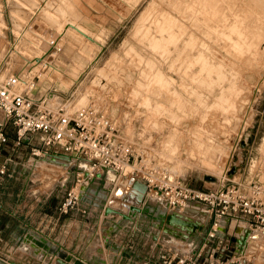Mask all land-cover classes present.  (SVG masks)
<instances>
[{
  "label": "rangeland",
  "instance_id": "rangeland-1",
  "mask_svg": "<svg viewBox=\"0 0 264 264\" xmlns=\"http://www.w3.org/2000/svg\"><path fill=\"white\" fill-rule=\"evenodd\" d=\"M162 1H0V63H5L6 73L31 72L29 75L35 78V96H45L49 107L64 104L74 110L88 104L98 106L116 120L132 143L136 165L122 173L110 198L106 195L104 199H97L100 208L106 204L108 208H122L117 200L132 205L141 200L140 191L126 194L120 189L127 191V176L134 169L139 170L140 165L165 170L200 191L218 187L223 174L228 171L229 175L233 166L237 168L235 174L227 175L224 183L245 186L249 182L264 183V0ZM213 1L217 2V7L213 6ZM171 3L174 7L178 5L182 13L176 8L175 11ZM218 5L221 6L218 8ZM185 8L189 9L184 14ZM216 12L223 19L225 15V21ZM85 13L90 17L83 16ZM144 17L148 20L142 23ZM163 18L168 21L166 24L173 19L179 26L172 27L174 24L170 22L172 29L168 31ZM231 22L239 25L234 28ZM70 23L85 32L89 39L69 27ZM230 25L234 30L226 28ZM154 27L156 30L159 27L156 34ZM198 28L201 33L197 32ZM182 29L188 30L182 35ZM219 29H223V33ZM230 31L240 35L230 34ZM170 40L176 46L168 45ZM38 58L43 61L40 66L35 62ZM158 74L163 75L161 80ZM50 95L54 97L48 99ZM62 163L66 164L64 160ZM64 164L59 167L39 165L31 177L32 191L46 195L54 188L56 201L61 204L75 181V174L72 177L68 170L70 165ZM103 185L104 178L96 186L91 183L87 186L99 196ZM203 215V210L171 213L165 222L175 221L181 226L179 233L196 239L198 236L193 233L203 226ZM211 225L212 221L205 223L202 231H207ZM218 240H214L215 243ZM222 240H228L229 245L222 257H230L235 251L234 238L225 236ZM174 244L180 251L188 249L181 243ZM249 258L261 263L263 256L258 260Z\"/></svg>",
  "mask_w": 264,
  "mask_h": 264
},
{
  "label": "crops",
  "instance_id": "crops-1",
  "mask_svg": "<svg viewBox=\"0 0 264 264\" xmlns=\"http://www.w3.org/2000/svg\"><path fill=\"white\" fill-rule=\"evenodd\" d=\"M83 16L88 18L90 14L85 13ZM42 96L40 94L37 98ZM6 123V118L0 111V124L6 126L9 137L8 144L3 146L0 154V168L4 167L6 171L5 175L0 176V259L3 261L11 264H163L159 257L167 250L189 254L202 243L203 236L209 230L204 232L202 227L211 219L206 208L198 203L189 204L184 210L177 211L169 209L163 198L146 195L144 207L149 208L147 213L137 214L133 218L129 210L123 208L121 201L117 200L122 208H110L122 212L123 216L103 214L107 204L100 208L97 199H102L103 195L110 198L118 181V175L108 170L102 171L87 183L96 186L104 178L101 191L103 195L98 196L90 187L82 194V199L74 210L68 214H60V203L56 201L57 197L52 191L54 188L46 195L40 191H32L34 184L31 177L39 165L59 167L64 164L63 160L66 162L64 165H70L68 170L74 177L78 165L62 158L30 156V146L27 143L18 147L13 144L15 129ZM120 189L126 194L136 193L129 184L126 192L124 188ZM197 210H203L204 215L201 221L203 226L193 233L198 236L196 239L179 233L181 226L175 221L160 223V212H164L168 218L171 213ZM223 230L226 237L234 238V257L255 254L254 235L244 221L225 220L220 231ZM33 238L43 241L49 248L60 250L67 258L60 260L58 256L50 255L34 244ZM174 243H181L188 249L180 251ZM222 243L226 245L228 240ZM210 244L208 250L214 249L216 243ZM217 253V257H222L225 251L219 249ZM106 257H109V262ZM261 261L264 264V255Z\"/></svg>",
  "mask_w": 264,
  "mask_h": 264
},
{
  "label": "built area",
  "instance_id": "built-area-1",
  "mask_svg": "<svg viewBox=\"0 0 264 264\" xmlns=\"http://www.w3.org/2000/svg\"><path fill=\"white\" fill-rule=\"evenodd\" d=\"M6 72L5 63L1 62L0 111L6 118V125L15 129L13 144L18 147L27 143L30 154L36 158L65 156L68 163L78 165L74 171V186L58 207L60 214L74 210L85 192L87 183L79 172L81 164L87 168L88 180L104 170L115 172L119 178L128 167L136 165L132 143L126 139L116 120L98 106L88 104L74 110L67 109L64 104L49 107L45 96H35V78L29 75L31 72ZM8 141L6 126L0 124V154ZM138 169L129 173L127 185H132L135 179L143 182L147 187L145 200L146 195L163 198L169 209L177 211L198 203L206 208L212 221L195 251L179 254L168 250L160 257L163 264H261L249 257L258 260L264 255V183L226 184L227 171L218 187L200 191L188 187L165 170L142 165ZM5 174V168L1 167L0 176ZM220 219L244 221L254 235L255 254L217 257L219 249L225 252L229 249L228 244L222 243L225 230L219 229ZM217 238L214 249L208 250V244Z\"/></svg>",
  "mask_w": 264,
  "mask_h": 264
},
{
  "label": "bare ground",
  "instance_id": "bare-ground-1",
  "mask_svg": "<svg viewBox=\"0 0 264 264\" xmlns=\"http://www.w3.org/2000/svg\"><path fill=\"white\" fill-rule=\"evenodd\" d=\"M159 1H162V0H159ZM175 1H176V0H175ZM188 1H190V0H188ZM191 1H192V0H191ZM199 1H200V0H199ZM208 1H209V0H208ZM215 1H217V0H215ZM218 1H219V0H218ZM227 1H228V0H227ZM227 1H226V2H227ZM243 1H244V0H243ZM243 1H242V2H243ZM252 1H253V0H252ZM259 1H260V0H259ZM261 1H263V0H261ZM261 1H260V2H261ZM162 2H163V1H162ZM168 2H169V1H168ZM173 2H174V1H173ZM179 2H180V1H179ZM195 2H197V1H195ZM195 2H194V3H195ZM213 2H214V1H213ZM224 2H225V1H224ZM228 2H230V1H228ZM233 2H234V0H233ZM238 2H239V1H238ZM247 2H248V1H246V3H247ZM250 2H251V0H250ZM160 3H161V2H160ZM177 3H178V2H177ZM177 3H176V4H177ZM187 3H188V2H187ZM187 3H186V4H187ZM190 3H191V2H190ZM200 3H201V1H200ZM200 3H199V4H200ZM207 3H208V2H207ZM214 3H215V2H214ZM219 3H222V2H219ZM219 3H218V4H219ZM171 4H172V3H171ZM181 4H182V3H181ZM181 4H180V5H181ZM191 4H192V3H191ZM205 4H206V2H205ZM209 4H210V3H209ZM209 4H208V5H209ZM212 4H213V3H212ZM215 4H216V5H215ZM215 4H214L213 6H216V7H217V2H216ZM229 4H230V3H229ZM229 4L227 5L228 7L230 6ZM238 4H240V3H238ZM238 4L236 3V5H238ZM247 4H248V6H249V2H248ZM247 4H246V5H247ZM261 4H262V3H261ZM163 5H164V4H163ZM165 5H166V4H165ZM173 5H174V4H172V6H173ZM187 5H188V4H187ZM189 5H190V4H189ZM196 5H198V3H197ZM221 5H222V4H221ZM221 5H218V8H219V6H221ZM232 5H233V4H232ZM232 5H231V6H232ZM234 5H235V4H234ZM151 6H152V5H151ZM168 6H169V5H168ZM168 6H167V8H168ZM177 6H178V5H176V7L173 6V7H174V10H175V8L177 9ZM198 6H200V5H198ZM198 6H197V8H198ZM242 6H243V5H242ZM154 7H156V6H154ZM158 7H159V10H161V9H160L161 6H158ZM178 7H179V6H178ZM181 7H182V6H181ZM184 7H185V6H183L182 8H184ZM191 7H193V6H191ZM195 7H196V6H195ZM202 7H203V6H202ZM204 7H205V6H204ZM225 7H226V6H225ZM228 7H227V8H228ZM234 7H235V6H234ZM151 8H153V7H151ZM151 8H150V10H151ZM162 8H163V7H162ZM164 8H165V7H164ZM199 8H200V7H199ZM199 8H198V9H199ZM208 8L210 9V7H208ZM212 8H214V7H212ZM218 8H217V9H218ZM232 8H233V6H232ZM236 8H237V7H236ZM241 8H242V7H241ZM244 8H245V7H244ZM244 8H243V9H244ZM156 9H157V8H156ZM169 9H170V8H169ZM188 9H189V8H188ZM188 9H187V10H188ZM223 9H224V8H223ZM229 9H230V7H229ZM239 9H240V8H239ZM243 9H242V10H243ZM248 9H249V8H248ZM153 10H154V8H153ZM153 10H152V11H153ZM171 10H172V9H171ZM178 10H179V11H178ZM182 10H183V9H182ZM187 10H186V8H185V12L183 11V13L185 14V13L187 12ZM195 10H196V9H195ZM195 10H194V11H195ZM200 10H201V9H200ZM204 10H205V9H204ZM221 10H222V9H221ZM221 10H219V11H221ZM225 10H226V9H225ZM230 10H231V9H230ZM161 11H162V10H161ZM175 11H176V10H175ZM190 11H191V10H190ZM206 11H207V10H206ZM210 11H212L211 13H213V10H210ZM227 11H228V10H227ZM234 11H235V10H234ZM238 11H239V10H238ZM240 11H241V10H240ZM163 12H165V11H163ZM172 12H173V11H172ZM177 12H181L180 9H177ZM188 12H189V11H188ZM191 12H193V11H191ZM195 12H196V14H197L198 11H195ZM202 12H203V11H202ZM202 12H201V13H202ZM228 12H230V11H228ZM228 12H227V13H228ZM232 12H233V11H232ZM244 12H245V11H244ZM149 13H150V12H149ZM149 13H148V14H149ZM151 13H152V12H151ZM154 13H155V15H156L158 12H157V13L154 12ZM154 13H153V14H154ZM161 13H162V12H160L159 14L161 15ZM169 13H170V12H169ZM181 13H182V12H181ZM181 13H179V14L181 15ZM199 13H200V12H199ZM203 13H205V12H203ZM208 13H209V12H208ZM214 13H215V12H214ZM222 13L224 14V11H223ZM222 13H221V15L223 16ZM225 13H226V12H225ZM234 13H235V12H234ZM166 14H167V13H166ZM166 14H165V15H166ZM177 14H178V13H176V16H177ZM184 14H182V15H184ZM209 14H210V13H209ZM216 14H217V12H216ZM216 14H215V16H216ZM218 14H219V13H218ZM218 14H217V15H218ZM146 15H147V14H146ZM165 15H164V16H165ZM169 15H170V14H169ZM188 15H191V14H188ZM200 15H201V14H200ZM200 15H199V17L202 18V16H200ZM202 15H204V14H202ZM205 15H206V14H205ZM211 15H213V14H211ZM227 15H228V14H226V16H227ZM232 15H233V14H232ZM232 15H231V16H232ZM237 15L239 16L240 13L237 14ZM237 15H236V16H237ZM144 16H145V15H144ZM152 16H153V15H152ZM166 16H167V15H166ZM178 16H179V15H178ZM196 16H197V15H196ZM207 16H208V15H207ZM231 16H230L229 18H231ZM242 16H243V15H242ZM147 17H148V15H147ZM147 17H144L145 21L142 22V23H145V22H146ZM154 17H155V16H154ZM170 17H171V16H170ZM192 17H193V16H192ZM194 17H195V15H194ZM197 17H198V16H197ZM218 17H219V15H218ZM227 17H228V16H227ZM232 17H233V16H232ZM148 18H149V17H148ZM152 18H153V17H152ZM165 18H169V17H165ZM174 18H175V17H174ZM178 18H179V17H178ZM178 18H177V19H178ZM180 18H181V17H180ZM184 18H185V17H184ZM186 18H189V17H186ZM195 18H196V17H195ZM211 18H212V17H211ZM216 18H217V16H216ZM216 18H215V19H216ZM219 18L223 19L222 17H219ZM229 18H228V19H229ZM235 18H236V17H235ZM150 19H151V18H150ZM153 19H155V18H153ZM163 19H164V18H163ZM196 19H197V18H196ZM196 19H195V21H196ZM203 19H204V18H203ZM225 19H226V17H225V15H224V19H223V20L225 21ZM228 19H227L226 21H228ZM233 19H234V18H233ZM239 19H240V18H239ZM241 19H242V18H241ZM147 20H148V19H147ZM156 20H157V19H156ZM160 20H161V19H160ZM167 20H168V19H167ZM169 20H170V19H169ZM172 20H173V19H172ZM172 20H170V22H172ZM181 20H182V19H181ZM191 20H192V19H191ZM198 20H199V19H198ZM210 20H211V19H210ZM218 20H219V19H218ZM218 20H217V21H218ZM223 20H221V21H223ZM231 20H232V19H231ZM236 20H238V18H236ZM162 21H163V20H162ZM164 21H165V19H164ZM187 21H188V20H187ZM187 21H186V24H187ZM195 21H194V25H196ZM212 21H214V20H212ZM233 21H234V20H233ZM241 21H242V20H241ZM166 22H168V21H165V24H166ZM170 22H169V25L171 24ZM189 22H190V21H189ZM192 22H193V21H192ZM237 22H238V21H237ZM154 23H155V22H154ZM157 23H159V20L157 21ZM184 23H185V22H184ZM197 23H199V22H197ZM214 23H215V22H214ZM217 23L219 24V22H217ZM224 23H225V22H224ZM148 24H149V23H148ZM173 24H174V21L172 22V25H173ZM177 24H178V25H177ZM182 24H183V23H182ZM182 24H180V25H182ZM225 24H226V23H225ZM228 24H229V23H228ZM231 24H232V22H231ZM144 25H145V24H144ZM149 25H150V24H149ZM166 25H168V24H166ZM169 25L167 26V29H166V30H168V31H170V29H172V27H175V25H177V27H178V26H179V23H178V21H177V23L174 24V26H172L171 28H170L171 25H170V26H169ZM198 25H199V24H198ZM221 25H222V27H223L224 24L221 23ZM234 25H237L236 22L234 23ZM234 25L232 24L233 27H234ZM238 25H239V24H238ZM238 25H237V26H238ZM258 25H259V24H258ZM141 26H142V25H141ZM141 26H140V27H141ZM147 26H148V25H147ZM153 26H154V25H153ZM218 26H219V25H218ZM218 26H217V27H218ZM232 26L230 25V26H227L226 28L229 30V27L231 28ZM69 27L74 28L76 31L80 32L81 34H83L84 36H86V37L89 39V37L86 35V33L83 32L79 27H76V26L72 25L71 23H70ZM161 27H162V25L160 26V28H161ZM187 27H188V26H187ZM190 27H191V26H190ZM193 27H194V26H193ZM193 27H192V28H193ZM195 27H196V26H195ZM199 27H200V26H199ZM211 27H212V26H211ZM217 27H215V28H217ZM224 27H225V25H224ZM224 27H223V29H224ZM233 27L231 28L232 30H234V28H237L236 26H235L234 28H233ZM260 27H261V26H260ZM262 27H263V26H262ZM143 28H144V27H143ZM147 28H148V27H146V29H147ZM156 28L159 29V27H156ZM169 28H170V29H169ZM182 28H184L183 25H182ZM206 28H207V27H206ZM219 28H221V26H219ZM154 29H155V27H154ZM158 29H157V30H158ZM180 29H181V28L179 27V28L177 29V31L179 32ZM198 29H199V30H197V32L200 31V28H198ZM207 29H208V28H207ZM223 29H222V30L219 29V30H221V32L223 33ZM155 30H156V29H155ZM157 30L154 32V34H156ZM174 30H175V29H174ZM182 30H183V29H182ZM185 30L187 31L188 29H185ZM185 30H183V32H181L182 35H183V33H184ZM191 30H192V29H191ZM219 30H218V31H219ZM225 30H226V29H225ZM225 30H224V31H225ZM236 30L239 32L238 29H236ZM245 30H246V29H245ZM245 30H244V31H245ZM148 31H149V30H148ZM152 31H153V30H152ZM158 31H159V30H158ZM214 31H215V30H214ZM216 31H217V30H216ZM216 31H215V32H216ZM244 31H243V32H244ZM143 32H145V31H143ZM163 32H164V30L162 31V33H163ZM165 32H166V31H165ZM201 32H202V31H200V33H201ZM221 32H219V33H220L219 35H224V36L226 35V34H221ZM226 32H227V31H226ZM233 32H235V31H230V34L233 33ZM238 32H235V33H238ZM158 33H159V32H158ZM172 33H173V32H172ZM181 33H179V35H180ZM190 33H191V32H190ZM240 33H241V32H240ZM142 34H143V33H142ZM144 34H146V33H144ZM154 34H153V35H154ZM159 34H160V33H159ZM164 34H166V33H164ZM176 34H177V33H176ZM188 34H189V33H188ZM193 34H194V33H193ZM195 34H196V33H195ZM227 34H228V33H227ZM238 34H239V33H238ZM160 35H161V34H160ZM168 35H169V34H168ZM168 35H166V37H167ZM172 35H173V34H172ZM191 35H192V34H190V37H191ZM239 35H240V34H239ZM261 35H262V34H261ZM263 35H264V34H263ZM142 36H143V35H142ZM147 36H149V33H148ZM162 36H163V35H162ZM170 36H171V35H170ZM173 36H174V35H173ZM173 36H171L172 39H173ZM177 36H178V35H177ZM180 36H181V35H180ZM188 36H189V35H188ZM192 36H194V35H192ZM224 36H223V37H224ZM252 36H253V35H252ZM150 37H151V34H150V36H149V39H150ZM154 37H157V36H154ZM159 37H161V36H159ZM163 37H164V36H163ZM168 37H169V36H168ZM168 37H167V39H168ZM230 37H231V35H230ZM237 37H238V36H237ZM258 37H260V36H258ZM258 37H257V38H258ZM262 37H264V36H262ZM177 38H180V37L178 36ZM192 38H193V37H192ZM253 38H254V37H253ZM151 39H152V37H151ZM154 39H155V38H154ZM174 39L176 40V38H174ZM180 39H181V38H180ZM195 39H196V38H195ZM230 39H231V38H230ZM163 40H164V38H163ZM163 40H162L161 44L163 43ZM175 40H174V42H175ZM178 40H179V39H178ZM178 40H177V41H178ZM231 40H232V39H231ZM144 41H145V39H144ZM149 41H150V40H149ZM187 41H188V40H187ZM245 41H246V39H245ZM153 42H154V41H153ZM165 42L167 43V41H165ZM170 42H171V40H170ZM170 42H168V45H169V44H172V42H171V43H170ZM188 42H189V41H188ZM230 42H231V41H230ZM261 42H262V41H261ZM146 43H148V42H146ZM155 43H156V42H154L153 44H155ZM176 43H177V42H176ZM184 43H185V42H184ZM189 43H190V42H189ZM236 43H238V42H236ZM255 43H256V42H255ZM149 44H150V43H149ZM153 44L151 43V45L154 47L155 45H153ZM163 44H164V43H163ZM163 44H162V47L160 46L161 49L163 48ZM215 44H216V43H215ZM231 44H232V43H231ZM253 44H254V43H253ZM258 44H259V43H258ZM263 44H264V43H263ZM151 45H150V46H151ZM157 45H159V44H156V46H157ZM166 45H167V44H166ZM172 45H175V44H172ZM190 45H191V44H190ZM190 45H189V48H190ZM247 45H248V44H247ZM175 46H176V45H175ZM157 47H159V46H157ZM157 47H155V48H157ZM166 47L168 48V46H166ZM187 47H188V46H187ZM155 48H153V49H155ZM164 48H165V47H164ZM253 48H254V46H253ZM173 49H174V47H173ZM184 49H185V48H184ZM256 49H257V48H256ZM165 50H167V49H165ZM176 50H177V49H176ZM255 51H256V50H255ZM156 52H157V51H156ZM165 52H166V51H165ZM249 52H250V51H249ZM199 53H200V51H199ZM164 54H165V53H164ZM164 54H162V55H164ZM167 54H168V53H167ZM200 54H201V53H200ZM256 54H258V53H256ZM256 54H255V55H256ZM176 55H177V54H176ZM164 56H165V55H164ZM171 56H172V55H171ZM251 57H252V56H251ZM160 58H161V57H160ZM200 59H201V58H200ZM249 59H250V58H249ZM174 61H176V60L174 59ZM251 61H252V60H251ZM35 62H36V65H38V66L42 65V63H43V61H42L41 59H39V58L36 59ZM164 62H165V61H164ZM164 62H163V63H164ZM159 63H160V62H159ZM251 63H252V62H251ZM208 67H209V66H208ZM210 67H211V69H214L213 66L210 65ZM212 67H213V68H212ZM215 67H216V66H215ZM217 67H218V66H217ZM217 67H216L215 69H217ZM219 67H220V66H219ZM206 69H207V68H206ZM211 69H210V70H211ZM208 70H209V68H208ZM210 70L208 71L209 73H210ZM205 71H206V70H205ZM213 71H214V70H213ZM221 72H222V70H221ZM206 74H208V73L206 72ZM158 75L160 76V74H158ZM159 76H156V77L159 78ZM162 76H163V75H162ZM162 76H160V79H159V80H161V77H162ZM224 76H225V75H224ZM168 78H169V77H168ZM215 78H216V77H215ZM209 79H210V78H209ZM165 80H166V79H165ZM217 80H218V79H217ZM219 80H221V77H219ZM204 81H205V80H204ZM208 81H209V80H208ZM215 81H216V80H215ZM223 82H224V81H223ZM209 83H210V82H209ZM215 83H216V82H215ZM216 84H217V83H216ZM218 84H219V83H218ZM209 86H210V85H209ZM222 87H223V86H222ZM159 88H160V87H159ZM156 90H157V88H156ZM222 90H223V89H222ZM153 91H154V90H153ZM158 91H159V90H158ZM158 91H157V92H158ZM153 94H154V93H153ZM157 96H159V95H157ZM218 96H219V95H218ZM53 97H54L53 95H50V96H48V99H52ZM83 97H84V96H83ZM231 157H232V156H231ZM230 159H231V158H230ZM230 159H229V160H230ZM227 166H228V165H227ZM233 167H234V166H233ZM128 168H130V167H128ZM86 169H87L86 166H85L84 164H81V165H80V168H79V172H80L81 174H83V176H85ZM84 178H85L84 180L86 181V183L90 182L88 179H86V177H84ZM132 189H133V190L140 191L141 194H142V196H143V197H142V200L144 199V197H145V193H146V192H145V186H144V183H143V182L136 181V182L132 185ZM142 200L139 201L138 203H136V205L140 204V203L142 202ZM206 211H207V210H206ZM207 213H208V212H207ZM208 215H209V214H208ZM219 221H220V222H219V229H222V226H223V223L225 222V220H224V219H220ZM67 264H70V263H67Z\"/></svg>",
  "mask_w": 264,
  "mask_h": 264
},
{
  "label": "water",
  "instance_id": "water-1",
  "mask_svg": "<svg viewBox=\"0 0 264 264\" xmlns=\"http://www.w3.org/2000/svg\"><path fill=\"white\" fill-rule=\"evenodd\" d=\"M58 158H62V159H65V160L68 159V158L65 157V156H58ZM236 169H237L236 167H233V168H232L231 172L229 173V176H230V177H231L233 174H235ZM84 177H86V178L88 177L87 172H85V176H84ZM136 181H139V180H136V179H135L133 182L135 183ZM90 182H91V180H90ZM140 182H141V181H140ZM144 186H145V192H147V187H146L145 184H144ZM84 190L87 191V190H88V187H86ZM103 198H105L104 195H103ZM81 199H82V197H81ZM122 201H123V200H122ZM128 204H129V205H128ZM144 204H145V198H144V199L142 200V202H141L140 204H138V205H132V204H130V203H127V202H124V201H123L122 206L129 210V212H130V216H131V217L135 218V216H136L137 214L141 215V214H144V213L149 212V208L144 207V206H145ZM104 212H105L106 215H108V214H118V215H122V212H120V211H118V210H113V209L108 208V207L105 208V211H104ZM122 216H123V215H122ZM159 217H160V223L163 224V223L165 222L167 216L165 215L164 212H160V213H159ZM124 218H125V219H126V218L128 219V217H124ZM32 241H33L34 244L38 245L39 247H42V248H43L45 251H47L50 255L58 256V258H59L60 260H65V259L67 258L66 255H65L63 252H61L60 250H59V251H56V250H54V249H52V248H49L47 244L43 243V241L37 240V239H35V238H33ZM0 264H11V263L6 262V261H3L2 259H0ZM77 264H80V263H77Z\"/></svg>",
  "mask_w": 264,
  "mask_h": 264
}]
</instances>
